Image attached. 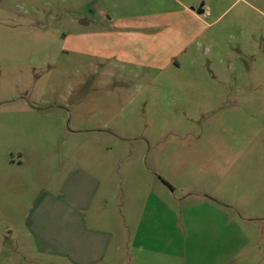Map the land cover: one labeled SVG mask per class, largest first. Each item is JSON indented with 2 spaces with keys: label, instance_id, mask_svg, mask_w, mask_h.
<instances>
[{
  "label": "rangeland",
  "instance_id": "rangeland-1",
  "mask_svg": "<svg viewBox=\"0 0 264 264\" xmlns=\"http://www.w3.org/2000/svg\"><path fill=\"white\" fill-rule=\"evenodd\" d=\"M179 1L206 12L117 27L70 0H0V148L28 149L39 171L30 194L52 192L61 165L102 175L127 245L124 204L142 198L144 212L151 192L158 245L173 239L175 264L203 259L188 255L199 212L211 210L199 204L212 202L221 263L248 264L241 217L264 213V0ZM132 34L188 44L167 63L169 40L149 55Z\"/></svg>",
  "mask_w": 264,
  "mask_h": 264
},
{
  "label": "crops",
  "instance_id": "crops-1",
  "mask_svg": "<svg viewBox=\"0 0 264 264\" xmlns=\"http://www.w3.org/2000/svg\"><path fill=\"white\" fill-rule=\"evenodd\" d=\"M70 2L74 10L97 12L101 19L99 23L108 21L117 27L174 25L181 22L178 17L184 13L200 21L199 11L197 14L194 9L189 10L179 0ZM79 18L78 23L82 27L93 24L89 17ZM75 36L77 40L81 38L79 34ZM135 36L129 35V40L137 42L140 47L147 43L145 47L148 50L144 46L142 48L149 55L154 54L150 49L151 43L158 45L164 40L167 44L169 40L173 52L167 56V63L174 61L188 44L183 42L179 48L175 47L173 44L177 39L173 36ZM105 38L98 36V41L103 42ZM27 151L24 146L0 148V185L2 180L5 184V194L0 187V223L3 224L0 228V264H47V261L48 264H175L173 239L159 244V249L155 213L152 212V206L154 208L157 201L151 192L144 199V212L140 210L142 198L124 204L123 216L129 236L133 233L130 245H127L126 235L122 236L120 214L110 210L111 203L103 196L105 182L102 175L84 166L64 168L61 165L57 169L54 190L51 192L49 187L43 185L35 189L32 195L30 189L34 184L31 181L39 171L36 166L26 163ZM42 174L44 178L43 171ZM206 199L212 198L206 196ZM261 199L264 202V191ZM211 203L207 200L200 202V206L207 205L211 210L199 212V242L190 245L189 255L186 252L190 259L195 251H200L203 259L184 260L183 264H222L218 236L220 213L218 208L210 206ZM127 208L128 214L125 213ZM192 218L189 217L186 222ZM241 218L247 223V237L245 246L239 251L246 252L248 264H264V213L262 216ZM115 229L119 231V236ZM5 233H8L7 237ZM10 238L14 242L4 244V239Z\"/></svg>",
  "mask_w": 264,
  "mask_h": 264
},
{
  "label": "water",
  "instance_id": "water-1",
  "mask_svg": "<svg viewBox=\"0 0 264 264\" xmlns=\"http://www.w3.org/2000/svg\"><path fill=\"white\" fill-rule=\"evenodd\" d=\"M202 13H203V10H200V11H199V14H202Z\"/></svg>",
  "mask_w": 264,
  "mask_h": 264
}]
</instances>
